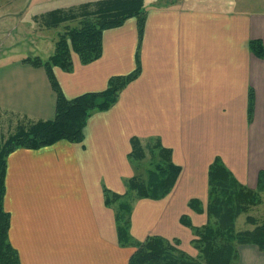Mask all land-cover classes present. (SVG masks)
I'll use <instances>...</instances> for the list:
<instances>
[{
	"label": "crops",
	"instance_id": "crops-1",
	"mask_svg": "<svg viewBox=\"0 0 264 264\" xmlns=\"http://www.w3.org/2000/svg\"><path fill=\"white\" fill-rule=\"evenodd\" d=\"M190 2H144L139 46L136 20L130 19L103 33L99 60L83 66L71 54L70 72L53 69L63 96L73 100L132 73L138 49V78L112 108L91 114L82 142L19 149L7 158L3 203L9 243L21 264H128L134 248L119 246L104 190L126 192L125 182L135 175L132 139L157 140L181 170L164 199L134 203L130 236L137 243L160 237L197 256L181 218L196 228L206 224L207 174L215 159L242 186L257 189L258 175H264V11H231V0H199L205 7ZM41 41L43 48L29 57L52 56L50 37ZM253 41L261 43V59L250 51ZM21 58L0 64V121L14 118L15 130L52 121L56 101L45 71L22 65ZM193 200L202 214L189 209ZM237 253L238 264H264V253L253 246H238Z\"/></svg>",
	"mask_w": 264,
	"mask_h": 264
},
{
	"label": "trees",
	"instance_id": "trees-1",
	"mask_svg": "<svg viewBox=\"0 0 264 264\" xmlns=\"http://www.w3.org/2000/svg\"><path fill=\"white\" fill-rule=\"evenodd\" d=\"M47 27L78 21L77 28H64L57 37L54 52L47 60L38 57L24 58L22 65L43 69L55 94L54 119L47 122L26 123L17 128L0 147V264H21L18 253L9 243L10 214L4 208L5 173L7 158L16 150H39L65 141L78 144L83 140V131L94 112H106L117 102L120 93L139 74L138 49L137 67L126 76L109 79L107 88L98 93H87L73 100H67L53 75V69L63 72L72 69L71 54L86 66L102 55V36L106 31L118 29L130 19L136 20L138 46L145 22L143 0H101L80 5L68 10H55L43 16ZM250 51L259 59L263 50L258 41L250 42ZM253 111V94L249 93L248 119ZM146 158L149 169L145 180L136 175L138 165ZM129 162L135 170L133 178L125 182L126 192L117 195L104 190V202L115 215L117 241L120 247L134 248L128 264H238V246H253L264 253V219L249 216V212L260 206V194L264 192V175L259 173L256 190L242 186L226 169L221 160L215 159L207 174V222L200 228L193 227L188 218H181V225L192 232V248L197 256L191 258L181 252L178 242L172 244L160 237H148L142 243L130 236L131 212L137 200L159 201L173 190L180 175V168L171 162L170 151L161 147L157 140L141 143L131 140ZM188 207L196 214H202L201 204L190 201ZM245 215L249 230L236 231L235 224Z\"/></svg>",
	"mask_w": 264,
	"mask_h": 264
},
{
	"label": "rangeland",
	"instance_id": "rangeland-1",
	"mask_svg": "<svg viewBox=\"0 0 264 264\" xmlns=\"http://www.w3.org/2000/svg\"><path fill=\"white\" fill-rule=\"evenodd\" d=\"M101 0H0V64L8 61H13L16 58H34L31 56L32 49L35 52L36 48H43L41 41L44 38L47 43V38L50 37L52 48L57 41L58 35L64 32V28H77L78 21L70 22L61 25L58 28L47 27L44 20V15L55 10H68L78 7V5L92 4ZM160 0H144L146 6L157 4ZM177 4L191 5L192 0H166ZM197 5L203 6L197 0ZM231 11H264V5L254 4L252 0H231ZM79 5V6H80ZM210 5H212L210 3ZM75 6V7H74ZM206 5L204 4L203 7ZM213 6V5H212ZM229 7V6H228ZM224 8V7H222ZM47 47V44H46ZM42 58L47 56L46 53H40ZM0 147L4 145L7 139L16 134L17 130L14 129L15 119L12 120L4 116L0 121ZM149 160L146 158L138 165L136 175L140 179L145 180L149 169ZM260 206L251 210L249 216L258 221L264 219V192L260 194ZM245 215L239 217L236 221V231L249 230L250 227L245 225Z\"/></svg>",
	"mask_w": 264,
	"mask_h": 264
}]
</instances>
